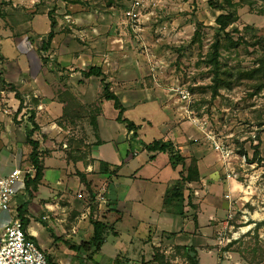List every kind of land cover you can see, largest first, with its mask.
<instances>
[{
	"label": "rangeland",
	"instance_id": "rangeland-1",
	"mask_svg": "<svg viewBox=\"0 0 264 264\" xmlns=\"http://www.w3.org/2000/svg\"><path fill=\"white\" fill-rule=\"evenodd\" d=\"M46 1L0 0V173L15 167L11 164L15 154L21 158L20 164L24 169L30 168L29 151H32V146L27 142L25 132L28 112L33 109L37 114L44 108L45 96L42 93L48 91L45 82L52 80L51 77L58 79L59 73L64 72L59 67L58 56H53L50 49L43 48L48 35H42L47 24L45 16H38L34 25L42 34L30 33L33 13L48 8L52 15L56 13ZM94 1L67 0L68 3H79L84 8L78 7V12L86 11L89 7V11L93 9L121 18L118 28L123 27L130 37L135 34L134 39L138 43L131 47L127 57L137 58L141 62L146 85L163 88L161 98L157 96L137 107H129L126 116L136 123H143L140 135L148 142L161 136L166 124L176 123L182 137H186L191 146L197 145L195 152L199 159H203L200 169L209 185L206 188L210 196L215 198L217 205H222L220 199L229 203L228 209H220V217L212 225L213 241L209 245L212 253L203 256L201 264H264V225L257 226V223L264 221V161L250 160L257 147L264 160V89L254 93L251 86L253 81L236 79L241 69L256 66L257 59L264 56L261 43L251 44L255 36L264 37V7L260 2L253 6L240 4L237 7L239 21L229 30L239 29L249 43L237 49H227L216 44L219 25L215 19L223 10L214 7L211 0H143L140 39H137V33L131 27L128 14L134 0H97L95 8ZM30 10H33L32 14ZM65 14L63 12L62 16L67 17ZM198 28L199 40L192 42ZM67 29L71 33L68 35L71 44L80 42L78 32L70 27ZM232 35L237 37L239 33L233 32ZM214 54H219L224 63L223 69L233 72L230 77L232 86L220 88L215 97L213 62L210 61ZM175 83L184 84L192 92L190 105L197 122L186 116V103L171 91ZM25 85L30 89L24 90ZM16 91L21 97H17ZM22 98L24 105L18 111ZM102 108L107 117L114 113L112 105ZM144 117L151 124L144 122ZM33 139L43 144L49 140L47 133L41 132L40 128ZM135 140L133 138V147H137L139 142ZM63 141L68 143L66 148ZM63 141L61 149L66 151V158L73 159V144L68 137ZM118 141L119 148L124 150L127 143L121 145L124 142L122 138ZM215 142L220 143L222 149H217ZM12 143L17 147L14 148ZM48 151L49 148L45 146L43 155H47ZM226 151L233 152L228 156ZM244 152L249 157L243 155ZM164 157L161 156L158 164L162 165ZM191 160L188 159L186 165ZM45 164L48 166V177L44 183L33 184L29 190L25 186L19 187L17 201L24 205L22 213L28 214L25 228L37 233L34 240L53 262L190 264L184 246L196 256L197 250L192 248V242L183 246L177 243L174 234L155 239L150 233L145 234L144 227L140 226L139 230L133 227L134 220L129 215L117 222L115 211L111 213L105 207L106 200H98L100 191L92 190L91 185L82 189H76L72 184L68 190L52 189L62 171L57 167L64 164L62 160L49 156L45 157ZM202 186L203 182L198 181V188ZM48 203L56 204L55 215L48 209ZM4 218L2 216L0 220ZM99 220L107 225L104 229L106 237L100 251L95 253L94 245L86 249L83 243L92 240L93 221ZM196 243L203 245L200 240Z\"/></svg>",
	"mask_w": 264,
	"mask_h": 264
},
{
	"label": "crops",
	"instance_id": "crops-1",
	"mask_svg": "<svg viewBox=\"0 0 264 264\" xmlns=\"http://www.w3.org/2000/svg\"><path fill=\"white\" fill-rule=\"evenodd\" d=\"M96 1L92 2L94 8ZM46 2L56 13L52 15L50 8L35 13L34 9L30 10V14L33 13L30 33L42 34L34 25L38 16H45L47 24L42 35L49 34L52 30L50 15L53 16L56 21V35L48 49L53 56H58L59 67L64 72L59 73L58 79L51 77L52 80L45 82L48 85L47 92L44 93L38 88L45 97L42 109L44 111L37 112L36 122L40 125L41 132H46L49 138L44 144L40 143L41 158L45 166L44 178L40 183H44L48 177L45 157L62 160L64 165L57 167L62 169L61 174L56 178V186L52 185V189L68 190L71 184L76 189H82L91 185L92 190L104 194L107 201L104 204L108 205L105 207L111 213L115 211L114 218L117 222L129 215L134 220L133 227L137 230L140 226L144 227L145 234L148 232L155 239L161 235L174 234L177 243L183 246L192 244L201 264L203 256L212 253L209 246L210 241H213L212 225L219 219L220 209H228L229 203L220 199L222 205H217L215 198L210 196L206 188L209 185L200 169L203 159H199L195 152L197 145L191 146L188 139L182 137L176 123L166 124L158 137L172 142V150L180 153L185 162L192 157L197 158L203 182L200 189L198 181H182L183 165L173 166L169 152L146 150L142 144L145 140L140 135L143 123H137L140 129L137 131L138 136L134 137L133 132L117 120L119 112L114 108L113 102L104 98L101 77H86L84 74L94 65L101 66L108 81L112 83V91L126 108L125 112L129 107L147 103L151 98H161L163 88L146 85L141 62L137 58L127 57L131 47L138 45L134 39L136 35L131 34L130 37V33L124 31L123 27L119 29L117 25L121 18H116L113 14L100 13L93 9L89 11V7L86 11L78 12L81 5L68 3L67 0ZM63 12L67 17L62 16ZM67 27L78 32L80 42L71 44L68 37L71 33ZM104 32L110 36H106ZM16 86L23 91V88ZM25 89L30 88L25 85ZM104 105L113 106L112 116L107 117L102 108ZM144 122L151 124L146 117ZM67 137L75 138L71 148L75 150L73 159L66 158V151L61 149L62 143L64 148L68 146L63 141ZM120 138L124 141L121 145L127 143L124 150L119 148ZM133 138L139 141L137 147H133ZM12 145L17 147L15 143ZM45 146L49 151L44 156ZM161 156H165L162 165L158 164ZM20 159L15 154L11 164L21 166ZM102 161L107 162L108 167H103ZM9 171L10 169L1 174H8ZM178 187L179 191L176 190ZM230 189L232 188L229 185ZM48 209L55 215L56 204L48 203ZM21 215L28 217V214ZM30 231L37 236L34 230ZM197 240L202 241L203 245L197 244Z\"/></svg>",
	"mask_w": 264,
	"mask_h": 264
},
{
	"label": "trees",
	"instance_id": "trees-1",
	"mask_svg": "<svg viewBox=\"0 0 264 264\" xmlns=\"http://www.w3.org/2000/svg\"><path fill=\"white\" fill-rule=\"evenodd\" d=\"M260 2L262 7H264V0H223L222 3H219L218 0H211L210 3L220 10H223L220 14L217 15L215 21H217V24L219 25L216 33V44L220 46H223L227 49H237L242 44L249 43L245 34H242V32L239 29H235L234 31H230L229 28L231 25L239 21V15L237 12V7L240 4H247L250 6H253L255 3ZM51 26L52 30L47 35V39L43 42V48L47 49L49 48L53 38L56 35L55 28H56V21L51 16ZM246 29L249 30L248 26H246ZM233 32L239 33L237 37H234L232 34ZM200 37V28H198L195 31V34L193 36L192 42H196L199 40ZM262 44L264 46V37L262 36H255V40L252 45L255 44ZM211 62H213L212 67V80H214V83L212 84L214 91H213V97L219 94V89L222 87H228L230 88L232 86V79L230 77L233 76V72L229 69H223L224 63L220 60L219 54H214L212 58L210 59ZM86 77L91 76H98L101 77L102 83H104V98L107 100H111L113 102L114 108L119 112L117 120L121 122L122 124L126 125V127L129 129V131L133 132L134 137L138 136L137 131L140 129V125H138L134 120L130 119L125 115L126 108L124 107L122 101L118 97V95L112 91L111 86L112 83L108 81L107 75L102 71V67L98 65H94L89 69V71L84 72ZM238 80L242 79H248L253 81V84H251L254 93H259L264 89V56L257 59V65L253 66L252 68L248 69H241L237 73ZM17 97H21V94L16 91ZM37 99L35 100V102ZM24 105V99H21L20 106L18 111L22 110ZM27 120L28 123L25 127L26 132V140L27 142L32 146V151L29 154L30 163L34 168V174L35 177H32V174L28 173L25 179V187L29 190L31 185L39 184L42 179L44 178V163L41 158L42 151H41V144L39 140H34L33 135L35 132L40 128V125L36 122V112L35 110L31 109L28 112ZM70 143H75V138L69 139ZM72 143V144H73ZM142 144L146 150L149 152H156V151H164L169 152L171 163L173 166H177L178 164L183 165L184 171L182 172V181L183 182H190V181H200L201 180V172L200 169H198L197 166V160L193 158L189 165H186L185 158L181 156L180 153H175L172 150V142H167L165 140H162L161 138H155L153 142H145L142 141ZM243 155L248 156L247 152H244ZM252 162L255 161H264L263 158L260 156V150L258 147L255 149L254 157L250 159ZM101 164L103 167H108L107 162L102 161ZM176 190H180L179 187L176 188ZM24 205L19 207V214H22L24 211ZM23 221H26V218L23 217ZM26 223V222H25ZM264 225V221L257 223V226ZM107 225L105 222L99 220V221H93V231L94 235L90 242L83 243L84 247L88 249V247L92 244L94 245L93 252L100 251L101 246L105 242V231ZM188 247H183L185 249V256L188 258L190 264H199V259L190 251H187ZM48 262L50 264H57L53 262L49 257H47Z\"/></svg>",
	"mask_w": 264,
	"mask_h": 264
},
{
	"label": "built area",
	"instance_id": "built-area-1",
	"mask_svg": "<svg viewBox=\"0 0 264 264\" xmlns=\"http://www.w3.org/2000/svg\"><path fill=\"white\" fill-rule=\"evenodd\" d=\"M144 6L143 0H134L128 14L132 29L137 33V39L142 37V20L140 9ZM171 91L179 100L185 102L184 110L186 116L192 121L194 111L191 110L192 92L181 83H175ZM42 106L40 105L39 108ZM217 149H222L220 143L215 142ZM233 151L227 152L230 156ZM34 168L24 169L22 166H15L8 174L0 173V264H50L47 255L42 247L34 240L35 236L30 229L25 228L23 215L19 214L21 202L17 201L19 187L25 186V179L28 173L35 177ZM108 186V183L105 184ZM91 197V196H90ZM88 201L91 198H87ZM98 200L105 202L104 194L98 195Z\"/></svg>",
	"mask_w": 264,
	"mask_h": 264
},
{
	"label": "bare ground",
	"instance_id": "bare-ground-1",
	"mask_svg": "<svg viewBox=\"0 0 264 264\" xmlns=\"http://www.w3.org/2000/svg\"><path fill=\"white\" fill-rule=\"evenodd\" d=\"M31 232V231H30ZM32 233V232H31ZM34 234V233H33ZM34 235H36V234H34Z\"/></svg>",
	"mask_w": 264,
	"mask_h": 264
}]
</instances>
